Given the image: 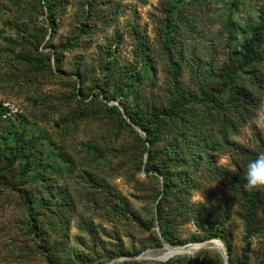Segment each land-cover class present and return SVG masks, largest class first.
<instances>
[{"label": "rangeland", "instance_id": "1", "mask_svg": "<svg viewBox=\"0 0 264 264\" xmlns=\"http://www.w3.org/2000/svg\"><path fill=\"white\" fill-rule=\"evenodd\" d=\"M247 50L264 58V0H0V264H225L215 249L156 259L212 240L228 264H264V232L244 255L248 217L264 229V189L251 208L244 179L264 152V61L235 71ZM229 70L218 107L190 102L193 125L156 130L172 179L159 219L164 181L129 115Z\"/></svg>", "mask_w": 264, "mask_h": 264}, {"label": "trees", "instance_id": "2", "mask_svg": "<svg viewBox=\"0 0 264 264\" xmlns=\"http://www.w3.org/2000/svg\"><path fill=\"white\" fill-rule=\"evenodd\" d=\"M174 9H176L177 7L174 6ZM53 9L50 10V13L48 14V20L51 24H54V14H53ZM257 31L253 32V35L256 36L257 35ZM169 42V41H167ZM167 48H169V46H167ZM248 52V50H247ZM56 60L58 61V57L56 58ZM264 61V58L258 57L257 55H255L254 53H250L248 52V55H244L241 62L239 63V65L237 67L234 68L235 71H237L238 67H245L246 65H248V63L250 64H259L261 62ZM173 63V81L176 84V89L179 91V83H178V77H179V73L180 70L177 66V63L174 61ZM235 73H233V70H229L226 79L223 81L222 84H219L218 87L216 89H211L210 91H205L204 94L202 95V97H197V96H191L188 99H185L183 101L180 102H175L174 104L171 105V107L167 110H160V109H153L152 112L145 118L140 117V118H136V117H132L131 115H129L130 119L146 134V142L149 144L148 147V157H147V161H146V167L145 170L147 172H157L160 177H162L164 183H163V197L160 199V201L158 202V218L160 219L162 216V212L164 209V200L165 197L168 196V194L171 192V186H172V179L170 178V176L168 175V169L165 167H162L161 165H158L157 163V159L153 161V155H157L162 156V153H155L154 151V146H155V138L158 136L159 132H157V128L159 127L160 123L162 120L166 119V120H180V125L181 126H187V125H193L194 121L191 117L187 116V115H183L181 113V111L183 109H185L186 105L188 103H193L195 105H200L203 104L204 102H211L212 105L218 107V101L214 99V95L218 94L220 95L222 92H224L228 86H230L233 78H234ZM128 80V86L132 85V80H130V78H127ZM122 94L124 93V90H122ZM209 147V145H207ZM192 152L195 155V151L194 148H192ZM170 150V149H167ZM177 151V149H176ZM181 152H183L184 155H186V153L188 152V150H179ZM159 156V157H160ZM197 156H200V154L198 153ZM167 159H170L173 161V159L175 158V154L173 155V153L170 155H166ZM250 196H251V200H250V206L251 208L255 207V203L257 202V191H250ZM247 201H248V197H247ZM251 216L248 217V219L246 220V238H245V249H244V255H246L249 252V239L253 236H255L256 234H261L264 232V229H262L261 231H256L255 229H253V226L250 224L251 221ZM221 227L223 225H220ZM221 227H215L216 232L214 233L215 235H213V238L216 237H220L221 238ZM41 244H43L42 248H45L46 243L44 242V240H42Z\"/></svg>", "mask_w": 264, "mask_h": 264}, {"label": "clouds", "instance_id": "3", "mask_svg": "<svg viewBox=\"0 0 264 264\" xmlns=\"http://www.w3.org/2000/svg\"><path fill=\"white\" fill-rule=\"evenodd\" d=\"M245 187L249 191L264 189V152L248 162L244 173Z\"/></svg>", "mask_w": 264, "mask_h": 264}, {"label": "water", "instance_id": "4", "mask_svg": "<svg viewBox=\"0 0 264 264\" xmlns=\"http://www.w3.org/2000/svg\"><path fill=\"white\" fill-rule=\"evenodd\" d=\"M207 243H209V242H207ZM198 244H200V245L197 246V247H193V246L189 245V246H185V247L171 248V247L166 246L165 249L171 248V250H174V251L175 250H182L181 253H183L184 255H192V254H194V253H196V252H198L200 250H205V249L206 250L215 249V250H217V251H219L221 253V255L223 256V258L225 260V264H228V255H227L226 250L223 248V246L220 249V248H216V247H213V246H209L206 243H198ZM176 255H179V254H176ZM176 255H175V253L170 255V256H167V257H165V255H162V256H160V257H158L156 259L157 260H161V261H165V260H168L171 257L176 256Z\"/></svg>", "mask_w": 264, "mask_h": 264}, {"label": "bare ground", "instance_id": "5", "mask_svg": "<svg viewBox=\"0 0 264 264\" xmlns=\"http://www.w3.org/2000/svg\"><path fill=\"white\" fill-rule=\"evenodd\" d=\"M207 245H209V246H213V247H216V248H222V244L218 241V240H212V241H210L209 243H206ZM200 244H193V245H191V246H193V247H197V246H199ZM168 250V255L170 254V255H172V254H174L175 253V255L176 254H179V255H184L183 253H181V251L182 250H171V248H169V249H167ZM169 255V256H170ZM165 257H167V256H165Z\"/></svg>", "mask_w": 264, "mask_h": 264}]
</instances>
